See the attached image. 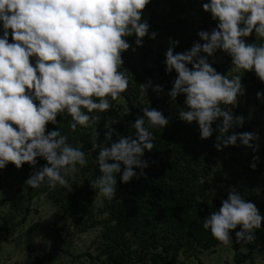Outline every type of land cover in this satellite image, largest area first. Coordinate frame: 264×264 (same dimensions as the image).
<instances>
[{
	"label": "clouds",
	"instance_id": "1",
	"mask_svg": "<svg viewBox=\"0 0 264 264\" xmlns=\"http://www.w3.org/2000/svg\"><path fill=\"white\" fill-rule=\"evenodd\" d=\"M150 3L0 0V170L10 164L22 170L27 164L32 172L25 185L55 190L67 187L68 178L88 165L86 153L68 143L58 127L49 130L48 125L56 126L57 118L67 114L72 131L92 127L100 120L95 113L108 112L110 101L129 89V78L120 71L123 54L129 49L136 52L146 37L155 41L159 35L150 31L144 18ZM201 7L215 27L199 30L198 39L182 52L176 51L179 40L167 38L165 74L176 73L167 103L177 109L179 121L198 125L199 139L210 140L215 134L213 147L218 152L246 147L258 153L259 133L236 131L244 126L245 117L233 109L246 94L238 73H254L264 84V0H201ZM130 37H135V47ZM217 53L231 58L228 72L233 75L213 66ZM149 89L158 98L165 94L164 87L150 78L140 83L141 94L148 95ZM256 98L264 101V91H257ZM141 112L130 123L132 135H120L106 122L104 142L99 143L100 133L93 128L90 152L98 150L95 163L101 173L90 181L95 199H117L118 175L125 185L146 175L145 152L155 147L152 130H164L171 117L152 106L141 107ZM41 159L46 163L40 165ZM259 160L258 155L252 157L251 170H257ZM202 226L219 242L217 247H228L233 240L247 245L256 241L264 216L238 187L229 186L227 198L204 217Z\"/></svg>",
	"mask_w": 264,
	"mask_h": 264
},
{
	"label": "trees",
	"instance_id": "2",
	"mask_svg": "<svg viewBox=\"0 0 264 264\" xmlns=\"http://www.w3.org/2000/svg\"><path fill=\"white\" fill-rule=\"evenodd\" d=\"M195 9V0H152L145 13L150 17L152 30L179 40L180 46L176 50L182 52L198 39L196 33L199 30L215 27L210 14L205 13L201 6L197 11L199 23L191 20L190 14H187ZM127 39L132 43L135 37ZM147 49L150 48L141 47L139 60H135L131 49L123 54L124 65H121L120 71H124L129 78V89L119 98L124 103L119 100L110 101V110L95 113L100 116V120L87 129L78 126L76 131H72L69 126L71 117L67 114L57 118L59 123L56 126L48 125L49 130L58 127L61 134L68 137V143L80 148L87 156L88 165L68 178L67 187L57 186L55 190H49L47 185H42L38 189H31L25 185L32 172L27 164L22 170H17L11 164L0 170L2 186L12 194L11 210L4 217V228H9L8 221L12 213L20 211L24 206L28 208L31 201L40 194H46L59 209L52 232L48 234L52 240L50 249L34 257L28 264H46L52 260L54 251L63 250L64 238L57 223L67 216L79 225L81 231L101 228L96 241L98 253L94 256L89 253L98 264H177L182 251L214 249L219 242L212 237L210 230H204L203 219L210 212L218 210L221 200L227 198V193H219V185L226 180L228 187H238L264 216V147L258 153L251 152V157L246 161L241 159L240 147H229L218 152L213 147L215 134L210 140L199 139L198 125L179 121L177 111L168 127L152 130L155 147L152 152H145L144 159L149 163V167L144 169L146 175L139 179L133 178L127 185L120 182L118 175L117 199L109 202L102 197V207L95 210V192L90 187V181L101 173L95 163L98 150L90 152L93 128L100 133L99 143L104 142L106 122L111 124L116 133L132 135L135 130L129 127L130 123L142 114L141 107L145 106L140 83L149 78L153 82L158 79L165 89V94L160 99L155 97L153 104L169 99L166 93L171 89V81L176 73L165 74V56L161 51L157 53L154 62L150 63L145 54ZM230 60L228 57L227 62L213 66L218 71L230 68ZM238 74L246 87L245 103L239 104L233 111L245 117L244 126L236 129L245 132L254 124L264 125V101L256 98L257 91H264V84L260 83L254 73L245 74L241 71ZM183 99L179 98L181 105ZM251 108L255 117L248 121ZM116 139L114 134L113 140ZM254 155L260 157L256 171L250 168ZM44 163L42 159L39 161L40 165ZM231 167L235 169L225 177L224 171ZM134 170L140 172V169ZM248 178L260 182L262 187L258 189L252 184L249 187L244 185V180ZM232 236L235 237V232ZM256 237L255 242L247 245L236 244L233 240L234 262L227 264L254 263L258 246L264 244V226L256 231ZM32 250L30 247L29 252Z\"/></svg>",
	"mask_w": 264,
	"mask_h": 264
},
{
	"label": "rangeland",
	"instance_id": "3",
	"mask_svg": "<svg viewBox=\"0 0 264 264\" xmlns=\"http://www.w3.org/2000/svg\"><path fill=\"white\" fill-rule=\"evenodd\" d=\"M201 6V0H195V10H192L187 15L196 24L199 23L200 16L197 12ZM144 18L148 19L150 22V17L147 13H144ZM150 31H153L152 28ZM170 36H165L159 34L157 40L153 41L147 37L144 40L143 47H149L145 51L147 54L148 61L154 62L157 57L158 52L165 53L167 48V38ZM254 39V37H252ZM133 46L134 42H132ZM180 52L179 50H176ZM135 60H139L141 56V48H138L136 52H133ZM218 63H225L228 60V56L223 53H217ZM140 65L137 62V65ZM215 65V64H214ZM229 68H221L219 71L221 73H226L231 76L234 73L228 72ZM154 84L159 83L156 79ZM162 85V84H161ZM157 97L151 89L148 90V95L143 94V101L145 106H152L161 110L166 117H174L175 111L177 109L172 105L168 104L167 101H159L157 104H153V99ZM160 99V98H159ZM121 103L124 101L119 100ZM245 103L244 96L240 98V105ZM251 114V115H250ZM248 121L254 119L255 115L253 109L251 108ZM249 131L258 132L260 139L258 143L260 144V151L264 147V125L259 123L254 124ZM241 148V159L246 161L251 157V149L246 147ZM235 169L231 167L226 169L223 173L225 177H228L230 172ZM227 181V180H226ZM222 182L225 187H219L221 190L219 193L224 195L227 193V183ZM220 184V185H221ZM252 184L258 189L260 182L254 181L253 178H248L244 180V185ZM12 194L2 186V181H0V264H28L32 259L38 255L44 254L50 249V244L52 243L51 238L48 234L52 232L53 224L56 220V215L59 213V209L48 199L46 194H40L36 196L27 208L24 206L18 212L12 213L10 220L8 221L9 228H4L5 223L4 217L10 212ZM95 204V210L102 207L103 199L93 198ZM58 227L61 228L64 242L63 250L54 251L52 260L46 264H98L97 260H92V255L98 253V243L99 233L101 231L100 227L89 228L86 231H81L79 225L73 221L70 217H64L60 219L57 223ZM30 247L32 252L30 253ZM258 250L255 252L256 260L254 263L247 262V264H264V244L258 246ZM235 250L233 247V242L228 247H216L214 249L206 250L197 248L196 250L182 251L179 262L177 264H227L234 262Z\"/></svg>",
	"mask_w": 264,
	"mask_h": 264
}]
</instances>
